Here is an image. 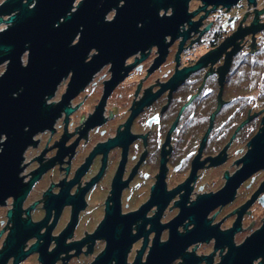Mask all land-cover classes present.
<instances>
[{
	"label": "flooded vegetation",
	"instance_id": "af4514ba",
	"mask_svg": "<svg viewBox=\"0 0 264 264\" xmlns=\"http://www.w3.org/2000/svg\"><path fill=\"white\" fill-rule=\"evenodd\" d=\"M187 11L165 52L151 44L118 73L109 61L68 98L71 73L59 82L58 115L20 164L22 187L37 177L18 210L19 191L0 204V264L26 251L16 264H94L112 235L127 264L143 262L173 231L187 242L169 264H218L230 244L264 239V166L242 170L264 128V0ZM262 242L248 264H264Z\"/></svg>",
	"mask_w": 264,
	"mask_h": 264
},
{
	"label": "water",
	"instance_id": "95a60500",
	"mask_svg": "<svg viewBox=\"0 0 264 264\" xmlns=\"http://www.w3.org/2000/svg\"><path fill=\"white\" fill-rule=\"evenodd\" d=\"M1 1L0 23L7 25L0 28V64L6 62L5 69L0 70V204L19 191L15 200L18 210V204L37 177L27 186H21L19 173L23 153L28 145L35 143L33 136L52 127L59 105L53 107L47 100L53 96L59 82L71 73L64 93L68 98L109 61L113 71L118 73L128 56L144 51L151 44H158L162 53L165 52L164 36L174 37L179 26L196 11L188 13L189 0ZM203 1H222L228 5L236 0ZM169 6L173 8L172 13L160 15V10L167 11ZM111 11L114 14L108 15ZM253 143L249 154L243 157V171L264 166V128ZM253 163L254 167L250 168ZM236 186L230 189L227 197L224 190L218 201L232 199ZM207 211L194 210L198 217L201 216L203 227ZM199 228L192 230H195L194 240L207 239L209 234L201 235ZM14 233L13 229L9 247L15 242ZM186 237L173 231L165 242L159 243L156 239L145 261L141 262V252L131 264H169L182 254ZM256 237L245 240L236 250L230 244L229 251L218 264L250 263L263 247V237ZM119 238L111 236L110 247L96 257L94 264H111L113 260L114 264H127L126 250L116 247ZM217 242H221L219 237ZM28 253L20 252L14 264L19 256ZM3 256L1 253L0 262Z\"/></svg>",
	"mask_w": 264,
	"mask_h": 264
},
{
	"label": "rangeland",
	"instance_id": "374dc122",
	"mask_svg": "<svg viewBox=\"0 0 264 264\" xmlns=\"http://www.w3.org/2000/svg\"><path fill=\"white\" fill-rule=\"evenodd\" d=\"M0 2H2V1L0 0ZM113 14H114V11H111L108 15H113ZM5 18H7V17H5ZM5 25H7L6 22L0 23V28L4 27ZM94 52H95V50H92V53H94ZM24 57L26 58V54L24 55ZM5 67H6V62L0 64V70L5 69ZM219 256H220L219 254L216 255L217 259L219 258Z\"/></svg>",
	"mask_w": 264,
	"mask_h": 264
}]
</instances>
